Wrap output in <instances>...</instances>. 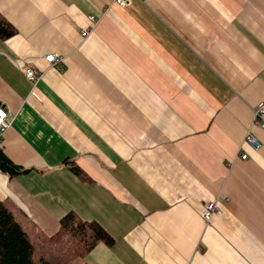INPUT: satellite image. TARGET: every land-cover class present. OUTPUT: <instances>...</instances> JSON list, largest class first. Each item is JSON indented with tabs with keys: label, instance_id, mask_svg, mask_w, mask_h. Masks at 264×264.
Masks as SVG:
<instances>
[{
	"label": "crops",
	"instance_id": "0c3cea01",
	"mask_svg": "<svg viewBox=\"0 0 264 264\" xmlns=\"http://www.w3.org/2000/svg\"><path fill=\"white\" fill-rule=\"evenodd\" d=\"M0 14L15 28L0 148L26 169L0 171V199L47 235L68 211L98 222L113 242L77 264H264V0H0ZM24 66L42 73L33 90Z\"/></svg>",
	"mask_w": 264,
	"mask_h": 264
},
{
	"label": "trees",
	"instance_id": "16d2710c",
	"mask_svg": "<svg viewBox=\"0 0 264 264\" xmlns=\"http://www.w3.org/2000/svg\"><path fill=\"white\" fill-rule=\"evenodd\" d=\"M14 33V26L0 14V38ZM63 163L83 175L74 160L64 159ZM0 171L15 176L26 169L13 163L0 148ZM101 241L112 244L113 239L98 222L75 211L65 213L57 231L47 235L12 200L0 199V264H71Z\"/></svg>",
	"mask_w": 264,
	"mask_h": 264
},
{
	"label": "built area",
	"instance_id": "2783aa9c",
	"mask_svg": "<svg viewBox=\"0 0 264 264\" xmlns=\"http://www.w3.org/2000/svg\"><path fill=\"white\" fill-rule=\"evenodd\" d=\"M114 4H116L119 7H124L128 5V3L131 0H112ZM142 2H145L147 0H140ZM88 19L94 22V16L89 15ZM88 31L84 30L81 32V35L83 37L87 36ZM44 60L52 67H59L62 68V61L63 58L57 56L53 53H46L43 55ZM23 74L25 78L31 83L32 90L36 86L38 80L41 78L42 73L38 71L37 69L31 67V66H24L23 67ZM10 120L8 118V114L4 107L0 105V137L3 134V132L9 127ZM252 124L257 125L264 129V103H258L252 108ZM243 142L248 144L252 149L258 150L261 147L260 141L254 136L252 131L248 129L245 132ZM239 156L241 159H246L247 154L240 152ZM222 213L221 208L218 206V200H212L206 202L201 210L200 215L203 218V220L208 223L214 215H220Z\"/></svg>",
	"mask_w": 264,
	"mask_h": 264
},
{
	"label": "rangeland",
	"instance_id": "374dc122",
	"mask_svg": "<svg viewBox=\"0 0 264 264\" xmlns=\"http://www.w3.org/2000/svg\"><path fill=\"white\" fill-rule=\"evenodd\" d=\"M79 261H80V260H76V262H73V263H71V264H77Z\"/></svg>",
	"mask_w": 264,
	"mask_h": 264
}]
</instances>
